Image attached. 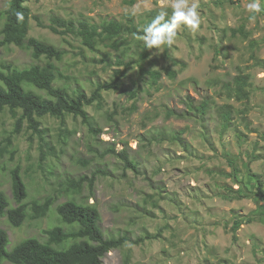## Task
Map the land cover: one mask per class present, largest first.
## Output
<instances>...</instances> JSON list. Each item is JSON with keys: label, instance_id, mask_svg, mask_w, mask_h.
<instances>
[{"label": "rangeland", "instance_id": "rangeland-1", "mask_svg": "<svg viewBox=\"0 0 264 264\" xmlns=\"http://www.w3.org/2000/svg\"><path fill=\"white\" fill-rule=\"evenodd\" d=\"M130 1L26 0L25 5L45 25L54 16L100 24L133 15L144 29L151 11L157 15L166 10V19L171 17L172 0ZM234 1L188 0L197 3L201 23L196 30L181 24L171 46L149 49L143 66L162 73L156 85L137 66L143 41L129 36L133 54L125 59L131 67L122 90L104 91L99 104L86 107L93 127L101 131L98 136L81 118L61 121L46 116L39 119L46 140L42 143L26 122L17 133V118L8 109L0 114V192L10 208L18 206L11 174L19 167L30 214L36 202H55L46 217L28 218L19 228L0 216L10 250L28 238L46 241L45 231L55 226L73 230L61 223L55 209L76 197L95 204L107 237L131 239L108 253L104 264H264V204L255 198L226 197L229 189H239L237 181L256 192L247 167L251 155L257 159L249 169L264 180V0L254 22L248 19L253 15L248 9L251 0ZM10 2L0 0V14ZM3 23L0 18V30ZM243 26L248 37L233 36L232 30ZM29 37L67 51L58 66L68 79L56 85L80 87L90 96L97 83L110 82L114 70L124 69L115 65L116 49L102 45L91 51L72 36L38 26L34 19ZM33 63L28 50L0 48V65L25 68ZM165 69L174 71L176 78ZM240 74L248 76L250 93L241 101L234 83ZM204 101L209 102L205 115L191 109ZM224 106L233 109L228 130L219 115ZM112 148L125 150L136 161L138 173L109 154ZM83 176L94 177L93 186L85 183L80 193L68 192V182ZM236 217L242 224L234 232ZM141 238L145 241L135 243Z\"/></svg>", "mask_w": 264, "mask_h": 264}, {"label": "trees", "instance_id": "trees-1", "mask_svg": "<svg viewBox=\"0 0 264 264\" xmlns=\"http://www.w3.org/2000/svg\"><path fill=\"white\" fill-rule=\"evenodd\" d=\"M219 1L235 3L234 0ZM25 2L26 0H11L8 9L0 14V18L4 21L0 30V48L16 46L28 50L31 52L34 63L25 68H18L11 64L0 65V114L8 109L17 118L16 132L19 133L26 122L28 130L38 135L42 143H46V140L42 134L39 119L46 116L61 121L67 116L81 118L82 122L90 127L91 132L98 136L101 131L93 127L86 107L94 103L99 104L103 100L104 91L122 90V79L127 76V71L131 67L125 64V59L133 54L131 42L127 39L130 36L136 40L138 35H143V29H140L133 15H127L124 21L104 20L100 24L54 16L50 24L45 25L39 17H32ZM133 3V0L130 1V4ZM18 12L23 14L22 21L17 19ZM148 15V23H150L156 13L151 11ZM31 19H34L38 26L48 28L57 35L72 36L78 39L83 47L91 51H96L102 45L116 49L119 53L116 56L115 65L124 66V69L114 70L110 82L97 83L90 96L80 87L72 89L65 85H56L60 79L67 78L58 66V63L63 62L67 51L48 42L29 37ZM232 33L233 36L240 34L248 37L245 26L232 30ZM141 48L142 51L137 59L139 72L142 74L147 72L152 84L156 85L162 78V73L144 68L143 63L149 58V49H145L144 46ZM109 59V56L103 58L110 64ZM164 71L172 78L177 76L170 69ZM234 83L236 98L240 101L248 99L250 96V93L246 91L249 85L248 76L240 74L235 78ZM136 95L137 93L134 92L133 97ZM190 107L205 115L208 112L209 102L204 101L196 108ZM171 115L173 116L172 113L169 116ZM219 115L223 121V129L228 130L233 120V109L231 106H224L220 108ZM2 145L3 143L0 142V150ZM109 154L120 158L126 170L131 169L138 173L136 161L132 160L125 150L117 152L115 148H112ZM256 159L257 156L251 155L247 164L250 165ZM249 165H247L249 173L256 182V192L250 193L243 181H237L239 189H229L228 192L231 194L227 193L226 197L255 198L264 204V180L261 175L253 173ZM99 173L106 174L102 171ZM11 178L12 193L18 206L10 208L9 200L0 192V216L6 215L12 226L16 228L21 227L28 218L36 220L46 217L55 203L54 199L49 198L44 203H34L30 214L28 206L24 203L28 197V191L19 167L12 171ZM85 183L93 186L94 177L83 176L77 180H70L67 190L73 195L80 193ZM55 210L61 223L73 227V230L67 231L62 226H55L45 231L46 241L32 237L10 250L9 236L5 230L0 228V264H3L4 260L12 264H104L103 259L108 253L131 242L127 235L118 237L105 235L101 227V216L95 204L79 202L76 197H71L57 205ZM239 219L236 217L232 227L234 232L242 224ZM251 221L252 219L249 218L245 220L248 223ZM233 237L234 240L237 239L236 234ZM150 238L148 236L145 239ZM145 239L141 238L135 243L143 242Z\"/></svg>", "mask_w": 264, "mask_h": 264}, {"label": "clouds", "instance_id": "clouds-1", "mask_svg": "<svg viewBox=\"0 0 264 264\" xmlns=\"http://www.w3.org/2000/svg\"><path fill=\"white\" fill-rule=\"evenodd\" d=\"M172 14L168 17L166 10H161L151 20L150 23L143 29V35H138L136 38L143 41L145 49L159 50L163 46H171L177 36V28L181 24L192 30L199 28L201 23L200 13L197 3L189 4L188 0H172ZM248 9L253 15L248 17L249 22H254L256 19L255 13L261 11V0H251L248 4ZM18 21L23 20V14L17 13Z\"/></svg>", "mask_w": 264, "mask_h": 264}]
</instances>
